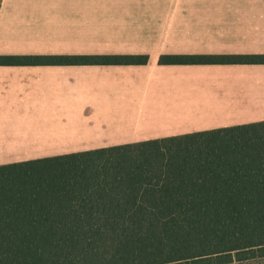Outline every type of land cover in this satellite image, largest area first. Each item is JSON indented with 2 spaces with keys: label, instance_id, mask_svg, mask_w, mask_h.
I'll return each instance as SVG.
<instances>
[{
  "label": "crops",
  "instance_id": "1",
  "mask_svg": "<svg viewBox=\"0 0 264 264\" xmlns=\"http://www.w3.org/2000/svg\"><path fill=\"white\" fill-rule=\"evenodd\" d=\"M264 0H2V56L144 65L0 66V166L264 122Z\"/></svg>",
  "mask_w": 264,
  "mask_h": 264
},
{
  "label": "trees",
  "instance_id": "2",
  "mask_svg": "<svg viewBox=\"0 0 264 264\" xmlns=\"http://www.w3.org/2000/svg\"><path fill=\"white\" fill-rule=\"evenodd\" d=\"M147 62L143 56L0 57V66ZM160 64H264V55H173ZM261 258L264 122L0 166V264Z\"/></svg>",
  "mask_w": 264,
  "mask_h": 264
},
{
  "label": "rangeland",
  "instance_id": "3",
  "mask_svg": "<svg viewBox=\"0 0 264 264\" xmlns=\"http://www.w3.org/2000/svg\"><path fill=\"white\" fill-rule=\"evenodd\" d=\"M232 264H264V258L257 259V260L244 261V262L235 261Z\"/></svg>",
  "mask_w": 264,
  "mask_h": 264
}]
</instances>
